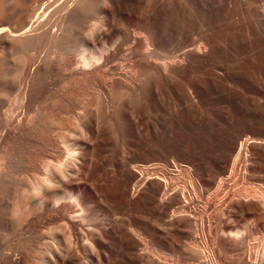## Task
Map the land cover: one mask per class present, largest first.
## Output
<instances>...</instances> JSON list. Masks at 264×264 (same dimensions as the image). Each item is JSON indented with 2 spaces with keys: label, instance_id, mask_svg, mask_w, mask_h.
<instances>
[{
  "label": "bare ground",
  "instance_id": "6f19581e",
  "mask_svg": "<svg viewBox=\"0 0 264 264\" xmlns=\"http://www.w3.org/2000/svg\"><path fill=\"white\" fill-rule=\"evenodd\" d=\"M0 104V264H264V0H0Z\"/></svg>",
  "mask_w": 264,
  "mask_h": 264
},
{
  "label": "rangeland",
  "instance_id": "374dc122",
  "mask_svg": "<svg viewBox=\"0 0 264 264\" xmlns=\"http://www.w3.org/2000/svg\"><path fill=\"white\" fill-rule=\"evenodd\" d=\"M10 98H12V96H11ZM3 100H4V98H3ZM2 102H3V101H2ZM4 102H5V103H2V104H3L2 106H1V104H0V106H1V108H2V110H3L4 108H6V107H7V104H8V103H9L8 105H11V103H10V102H13V101L9 99V100H8V102H7L6 100H4ZM12 105L14 106V104H13V103H12ZM12 105H11V106H12ZM4 106H5V107H4ZM3 107H4V108H3Z\"/></svg>",
  "mask_w": 264,
  "mask_h": 264
}]
</instances>
